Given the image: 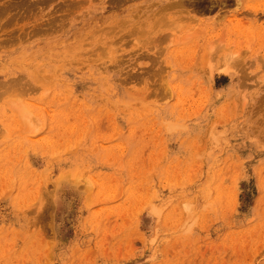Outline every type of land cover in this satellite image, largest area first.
I'll return each mask as SVG.
<instances>
[{
    "label": "rangeland",
    "instance_id": "rangeland-1",
    "mask_svg": "<svg viewBox=\"0 0 264 264\" xmlns=\"http://www.w3.org/2000/svg\"><path fill=\"white\" fill-rule=\"evenodd\" d=\"M0 264H264V0H0Z\"/></svg>",
    "mask_w": 264,
    "mask_h": 264
},
{
    "label": "bare ground",
    "instance_id": "bare-ground-1",
    "mask_svg": "<svg viewBox=\"0 0 264 264\" xmlns=\"http://www.w3.org/2000/svg\"><path fill=\"white\" fill-rule=\"evenodd\" d=\"M179 1H180V0H179ZM118 2H119V1H118ZM170 2H171V1H170ZM173 3H176V2H173ZM26 4H27V3H26ZM222 5H223V4H222ZM167 6H168V5H167ZM170 6H171V5H170ZM187 6H188V5H187ZM190 6H191V5H190ZM256 6H257V5H256ZM163 8H164V7H163ZM167 8H168V7H167ZM258 8L261 9L260 7H258ZM262 8H263V6H262ZM187 9H188V8H187ZM193 9H194V8H193ZM161 10H163V9H161ZM256 10H257V9H256ZM255 12H256V11H255ZM261 12H262V11H261ZM161 13H162V12H161ZM262 13H263V12H262ZM166 14H167V13H166ZM19 15H20V14H19ZM161 16H162V14H161ZM153 18H154V17H153ZM165 18H166V17H165ZM168 18H169V17H168ZM258 18H259V17H258ZM162 19H163V18H162ZM178 19H179V18H178ZM11 20H12V19H11ZM126 20H128V18H127ZM128 21H130V20H128ZM154 21H155V20H154ZM162 21H164V20H162ZM135 22H136V21H135ZM147 22H148V21H147ZM167 22H168V21H167ZM167 22H166V23H167ZM173 22H174V21H173ZM173 22H172V23H173ZM175 22H176V26H175V28H176V27H177V22L180 24V22H182V21H180V22H179V21H175ZM257 22H258V21H257ZM143 23H144V22H143ZM168 23H169V22H168ZM5 24H6V23H5ZM179 24H178V25H179ZM256 24H257V23H256ZM138 25H139V24H138ZM138 25H137V26H138ZM140 25H141V23H140ZM174 25H175V24H174ZM122 26H123V25H122ZM141 26H142V25H141ZM141 26H140V27H141ZM166 26H167V25H166ZM254 26H256V25H254ZM133 27H134V26H133ZM133 27H132V28H133ZM135 27H136V26H135ZM153 27H154V26H152V28H153ZM173 27H174V26H173ZM116 28H117V27H116ZM133 29H136V28H133ZM121 30H122V29H121ZM148 30H150V29H148ZM202 30H203V29H202ZM108 31H109V30H108ZM138 31H140V30H138ZM143 31H145V30H143ZM140 32H141V31H140ZM145 32H146V31H145ZM149 32H150V31H149ZM143 33H144V32H143ZM143 33H142V34H143ZM140 34H141V33H140ZM144 34H145V33H144ZM135 35H136V34H135ZM221 35H222V34H221ZM163 37H164V36H163ZM219 38H220V37H219ZM121 39H122V38H121ZM161 39H163V38H161ZM155 42H156V41H155ZM154 46H155V45H154ZM211 46H212V44H211ZM208 48H209V47H208ZM214 49H215V48H214ZM205 50H206V49H205ZM207 50H208V49H207ZM212 50H213V49H212ZM223 50H224V49H223ZM224 51H225V50H224ZM210 52H211V51H210ZM208 54H209V53H208ZM231 54H232V53H231ZM220 58H221V57H220ZM223 66H224V65H223ZM28 82H29V81H28ZM20 85H21V84H20ZM15 88H16V87H15ZM19 91H20V90H19Z\"/></svg>",
    "mask_w": 264,
    "mask_h": 264
}]
</instances>
